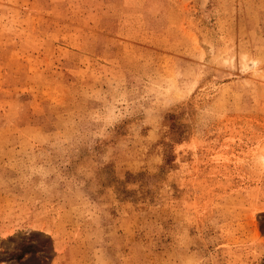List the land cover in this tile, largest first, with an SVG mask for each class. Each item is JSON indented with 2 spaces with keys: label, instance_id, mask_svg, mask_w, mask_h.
Segmentation results:
<instances>
[{
  "label": "rangeland",
  "instance_id": "obj_1",
  "mask_svg": "<svg viewBox=\"0 0 264 264\" xmlns=\"http://www.w3.org/2000/svg\"><path fill=\"white\" fill-rule=\"evenodd\" d=\"M0 0V264H264V0Z\"/></svg>",
  "mask_w": 264,
  "mask_h": 264
},
{
  "label": "bare ground",
  "instance_id": "obj_2",
  "mask_svg": "<svg viewBox=\"0 0 264 264\" xmlns=\"http://www.w3.org/2000/svg\"><path fill=\"white\" fill-rule=\"evenodd\" d=\"M207 2H208L207 0H203V2H202V5H203L202 8H203V9L206 7Z\"/></svg>",
  "mask_w": 264,
  "mask_h": 264
}]
</instances>
